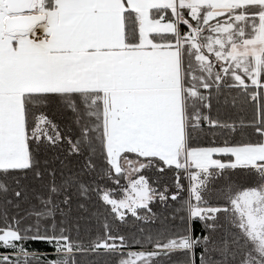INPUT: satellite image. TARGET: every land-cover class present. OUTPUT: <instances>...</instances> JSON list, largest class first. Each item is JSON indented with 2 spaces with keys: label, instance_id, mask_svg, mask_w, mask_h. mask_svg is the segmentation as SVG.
<instances>
[{
  "label": "snow or ice",
  "instance_id": "6c2138e0",
  "mask_svg": "<svg viewBox=\"0 0 264 264\" xmlns=\"http://www.w3.org/2000/svg\"><path fill=\"white\" fill-rule=\"evenodd\" d=\"M221 96L239 111L255 105V118L221 119L219 108L214 117ZM53 104L72 113L75 140L49 119ZM205 126L215 130L211 145L194 146ZM64 139L93 179L57 183L51 170L47 196L20 215L28 196L19 173L43 179L33 144ZM150 168H174L177 191L154 187ZM237 170L253 182L234 183ZM92 193L105 210L90 213L96 235L82 237L68 220L72 197ZM213 194L224 203L210 206ZM169 198L179 208L144 238L152 250L125 254L118 223L153 220L150 204ZM0 225V248L10 250L0 264H77L84 253L118 257L104 264H264V0H0ZM29 241L51 246L53 258Z\"/></svg>",
  "mask_w": 264,
  "mask_h": 264
},
{
  "label": "trees",
  "instance_id": "16d2710c",
  "mask_svg": "<svg viewBox=\"0 0 264 264\" xmlns=\"http://www.w3.org/2000/svg\"><path fill=\"white\" fill-rule=\"evenodd\" d=\"M235 91L231 93V95H235ZM224 97H220L221 104H217L215 101H213V107H212V115L215 117L217 115V109L220 110V118L221 119H228V120H239L241 117L244 118L246 121L252 120L255 118L256 111H255V105L249 104L247 105L242 111H239L237 108H233L231 106L224 107L222 106V101ZM46 114L48 115L49 119L53 121L58 126V130L61 133V135L65 138L71 137L73 140L76 139V135L78 132V129L76 128V125L73 122L72 113L68 110H64L60 108L58 105L53 104L51 105L47 110ZM215 131L214 129H210L207 126H205V134H202L199 138H197L196 141H194V146H210L213 140L212 132ZM249 132L252 130L249 129ZM217 142H222V138L217 136L216 137ZM70 145L67 142V139H64L60 142H58L55 145L48 144L47 142L41 143L38 147L33 144V150L36 155V159L40 162V170L43 172V179L33 178L32 172L27 173H19L20 176H27V179L23 180L22 183L27 186V200H21L20 201V210L19 214L24 215V210L29 209L31 205H36L39 207V202L36 200L35 195L37 193L42 194L44 196H47V185L49 181L51 180V177L49 176V171L55 170V176L57 183L60 182L61 176H68L71 174H80L82 177V180L84 182H88L93 179L94 174H89L87 170H84L83 166L85 164V157L82 155L77 154H70L69 152ZM47 162V163H45ZM99 165V162H98ZM143 174L150 179V182H155L153 184L154 187H158L159 189H163L165 185L168 186L169 192L168 195L170 197L172 192L177 191L175 187V176H176V170L173 168L171 170L165 169L164 172H159L155 168H150L147 170H143ZM182 180L185 189L188 186V181L186 179H183V173H181ZM9 180L11 181V177H9ZM231 180L241 186H248L253 182V177L246 175L242 171H232L231 172ZM102 186L107 188H116L117 185H115L110 180H101L99 181ZM123 179H121L120 184L122 185ZM225 184V180L223 178L218 179L214 182L212 185L213 189H218L222 185ZM14 187V184H13ZM73 192H75V189H73ZM120 195L119 192L116 193V198ZM187 197V192L184 191L180 194V199L183 200ZM11 198V195L9 196ZM56 200H62L63 196H57L55 198ZM206 199H209L210 206H217L220 204H223V200L217 199L215 194H213L211 197L206 196ZM79 203H84L88 209L87 212H85L82 209H79L77 205ZM60 207L65 208L67 210L68 206H65L63 204L60 205ZM150 207L152 209V213H155L156 218L150 221H142V220H136L134 217L131 216V214H128L126 223H118L119 227V235H124L128 239V243L131 245V247L123 249L124 253L127 254V252L132 250H152V247L144 242V238L147 237L149 234H154L157 229H159L164 222V218H168V223H173L171 214L174 212L175 209L179 208V201H172L170 198L167 201V206L161 204L159 200L154 201L150 204ZM104 211L105 206L103 203L99 200L98 196L95 193H92L91 199L85 200L83 198L77 197L76 195H73L72 197V204H71V213L68 217V220L70 223H79L80 229H81V236H85V230L91 229V236L94 237L96 235L97 231V224L94 219L90 218V213L94 211ZM17 210L11 205H9V212L8 215L11 217L12 215H15ZM144 213L141 212V215ZM62 219V217L57 212L55 216V220L59 222ZM31 220H26L22 227L27 226V224L32 223ZM52 221L48 220L47 224L51 226ZM175 223H179V219L177 218ZM220 223L224 224L225 227L227 225L224 221V215L220 214ZM2 226V225H0ZM200 228L201 224L199 221L195 222V228H194V234H200ZM141 229H143V232H141ZM101 232L103 231L102 228L99 229ZM224 231V228H221L220 233ZM220 233H217L219 235ZM73 235H75V231H73ZM134 240H139L141 243L136 244L133 243ZM141 244L143 247H141ZM26 247L32 251H38L40 253L48 254L50 258H53L51 256L53 249L51 246H48L42 242L38 241H29L26 244ZM8 249L0 248V253H6L9 252ZM118 258V257H116ZM114 257H110L108 255H97L94 253H84V254H77L76 260L77 264H104V261L106 260H113L116 259ZM175 260V258H173Z\"/></svg>",
  "mask_w": 264,
  "mask_h": 264
},
{
  "label": "rangeland",
  "instance_id": "374dc122",
  "mask_svg": "<svg viewBox=\"0 0 264 264\" xmlns=\"http://www.w3.org/2000/svg\"><path fill=\"white\" fill-rule=\"evenodd\" d=\"M183 27V26H182ZM126 182L123 180V183H122V185H124ZM120 196V195H119ZM119 196H118V198H119ZM133 252H138V250H132ZM140 251H142V250H140ZM146 251H150V250H146Z\"/></svg>",
  "mask_w": 264,
  "mask_h": 264
},
{
  "label": "built area",
  "instance_id": "2783aa9c",
  "mask_svg": "<svg viewBox=\"0 0 264 264\" xmlns=\"http://www.w3.org/2000/svg\"><path fill=\"white\" fill-rule=\"evenodd\" d=\"M183 30H186V29H184V28L182 27V31H183Z\"/></svg>",
  "mask_w": 264,
  "mask_h": 264
},
{
  "label": "crops",
  "instance_id": "0c3cea01",
  "mask_svg": "<svg viewBox=\"0 0 264 264\" xmlns=\"http://www.w3.org/2000/svg\"><path fill=\"white\" fill-rule=\"evenodd\" d=\"M211 58V57H210ZM218 70V69H217Z\"/></svg>",
  "mask_w": 264,
  "mask_h": 264
}]
</instances>
